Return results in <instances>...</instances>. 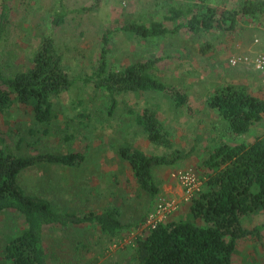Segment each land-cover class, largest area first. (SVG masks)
<instances>
[{"label": "rangeland", "instance_id": "obj_1", "mask_svg": "<svg viewBox=\"0 0 264 264\" xmlns=\"http://www.w3.org/2000/svg\"><path fill=\"white\" fill-rule=\"evenodd\" d=\"M59 1L71 12L54 30L55 50L64 71L75 83L67 92L52 97V119L46 124L36 123L30 108L18 103L0 114V149L21 157L82 154L84 162L77 168L49 165L26 169L19 176V186L24 193L46 200L55 211L115 210L116 218L130 225L116 238L90 225L46 229L43 242L48 264H138L132 240L145 231L147 216L156 205H176L164 222L192 221L188 213L192 197L178 182V172L193 171L202 185L208 172L202 165L211 151L224 143L248 145L264 135L262 123L245 135L226 132L222 117L207 106L223 87L243 86L242 76H250V93L264 99V81L252 68L229 64L230 58L258 52L264 46V20L240 17L232 32L194 33L183 28L176 35L153 39L117 31L108 45V70L119 71L134 62L161 58L153 71L155 77L183 92L187 105L176 106L164 92L125 93L116 96L117 105L109 113L107 95L76 80L96 70L102 37L107 31L130 23L163 20L170 25L165 19L172 8L194 9L207 2L222 12L237 8L241 0H13L0 52L4 75L12 76L30 67L31 54L47 35ZM82 8L90 10L75 12ZM254 39L259 43L252 44ZM143 110L155 111L163 122L172 142L170 150L154 148L147 142L136 122L137 114ZM122 146L152 155H168L174 150L190 155L172 166L153 170L159 193L151 200L120 158L118 149ZM262 223L264 215L257 214L247 226ZM25 227L17 212L0 213V264H10L5 259L6 246ZM232 264H264V232L260 237L239 240Z\"/></svg>", "mask_w": 264, "mask_h": 264}, {"label": "trees", "instance_id": "obj_2", "mask_svg": "<svg viewBox=\"0 0 264 264\" xmlns=\"http://www.w3.org/2000/svg\"><path fill=\"white\" fill-rule=\"evenodd\" d=\"M12 1L0 0V52L8 32ZM89 10L82 8L75 12ZM70 12L61 1L58 2L47 35L31 54L30 67L12 76L4 75L0 69V114L18 103L30 108L36 123L46 124L52 119V97L67 92L75 83L64 71L53 38L54 30L63 24ZM240 17L264 20V0H241L237 8L222 12L202 2L194 9L189 6L187 9L172 8L170 16L164 18L170 25L162 20L110 29L102 37L96 70L90 76L76 80L103 91L109 100V113L117 105L116 96L149 91L164 92L176 106L183 107L187 105L183 92L166 86L154 75L161 58L134 62L119 71L108 70L110 37L123 31L142 39H153L176 35L183 28L194 33L232 32ZM180 20L184 22H178ZM207 106L222 117L225 131L230 134L245 135L257 124L264 125V99L253 96L244 86L223 87L208 100ZM136 122L151 146L171 149L168 131L155 111L143 110L137 114ZM118 154L151 200L159 193L153 170L172 166L190 155L176 150L168 155H152L129 146L120 147ZM84 159L78 153H41L21 157L0 149V213L7 210L17 212L26 226L6 246L5 259L10 264H48L43 242L46 229L90 225L116 238L130 228L116 218L115 210L100 213L55 211L46 200L24 193L19 186V176L26 169L49 165L77 168ZM202 166L208 172L200 190L188 203L192 221L163 222L154 230L138 234L132 240L138 264H232L237 242L253 235L260 237L264 232V223L247 226L253 216L264 215V135L248 145L221 144L208 154Z\"/></svg>", "mask_w": 264, "mask_h": 264}, {"label": "built area", "instance_id": "obj_3", "mask_svg": "<svg viewBox=\"0 0 264 264\" xmlns=\"http://www.w3.org/2000/svg\"><path fill=\"white\" fill-rule=\"evenodd\" d=\"M259 41L254 39L252 44H258ZM229 64L232 67L244 66L250 67L252 70L264 80V50L235 56L229 59ZM178 182L183 186L187 195L192 197L201 188V183L197 180L194 172L191 170L178 172L176 176ZM176 210V205L173 202H162L155 206L147 216L145 230H154L159 224L167 219L168 215Z\"/></svg>", "mask_w": 264, "mask_h": 264}, {"label": "crops", "instance_id": "obj_4", "mask_svg": "<svg viewBox=\"0 0 264 264\" xmlns=\"http://www.w3.org/2000/svg\"><path fill=\"white\" fill-rule=\"evenodd\" d=\"M262 50H264V46H262L258 51H262ZM244 71V68H242V74L244 73L243 72ZM254 72V71H253ZM245 74V73H244ZM256 74V73H255ZM257 75V78L259 79V80H262L259 76H258V74H256ZM243 77V86L244 87H246L247 89H248V87H249V85H250V82H251V80H250V76H242ZM246 79V82L244 81ZM264 81V80H263ZM249 90V89H248Z\"/></svg>", "mask_w": 264, "mask_h": 264}]
</instances>
